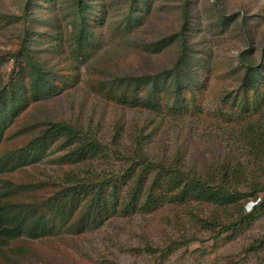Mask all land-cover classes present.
I'll return each mask as SVG.
<instances>
[{
    "label": "trees",
    "instance_id": "trees-1",
    "mask_svg": "<svg viewBox=\"0 0 264 264\" xmlns=\"http://www.w3.org/2000/svg\"><path fill=\"white\" fill-rule=\"evenodd\" d=\"M72 1V31L62 30L66 39L61 29L57 32L39 31L32 25H25L23 36L18 38V49L12 58L17 66L22 67L20 75L0 89V175L19 173L23 168L35 165L54 146L64 153V164L75 168L65 174L61 192L39 204L16 203L8 196L23 193L21 185L9 181L14 188L8 185L0 188V252L23 235L44 238L52 234L59 220L68 221L66 214L69 210L76 216L70 224L74 235L98 229L110 218L146 217L164 207H189L192 204L205 205L213 210L209 217L196 216L203 228H220L221 234L241 230L249 220L241 202H247L248 197H254L256 201L257 195L264 193V183L257 180V172L264 170V44L258 45L259 63L250 61L257 52L254 35L257 25L254 21H263L264 9L253 13L243 8L241 18L240 13L228 15L222 8L225 0H216L213 5L215 27L231 31L238 29L246 49L225 61L228 69L220 77L221 85L215 94L220 102L212 111V117L227 126L241 124L243 139L247 142L244 153L249 158L233 164H220L207 174L186 171L181 167V160L177 159L180 156L155 160L146 152L152 138L150 133L144 132L145 127L133 125L128 128L118 123L114 126L112 139L115 150L111 151L117 158H122L121 161H129L128 167L120 175L112 173L107 176L95 168V162L106 160L110 147L103 144V136L98 127L93 126V121L83 123L79 117L28 125L18 122L30 100L48 99L65 86L75 84L80 76L79 65L90 58L91 48L98 49L102 43H98L95 30L103 26L104 14L93 16L88 0ZM175 1L181 3V30L157 40L144 41L138 46L149 57L176 51V58L170 66L154 75L118 74L90 84L93 93L111 98L125 109L153 115L160 120L155 123L156 130L178 120H181L179 123L204 121L209 112L205 95L208 85L198 78L206 71L213 73L214 69L210 60L196 56L204 44L199 45L196 27L189 20L194 2ZM141 2L144 7H150L147 0H133L131 14L124 19L126 27L119 32L133 35L135 28L132 24H139L133 14L139 12L137 7L141 9ZM26 4L30 8L32 0ZM39 42L50 43L51 55L62 53L65 56L64 44L72 46L70 55L60 59L65 65H58L66 73H60L58 77L46 62L50 63V56L43 55L46 60L41 59L42 55L35 47ZM213 81L218 79L213 78ZM227 81L233 82L235 91L229 90L231 85L225 88L223 84ZM125 138L130 144L127 153L123 154L119 147ZM247 186L252 189L249 195L238 189ZM263 199L258 200L253 210L262 205ZM233 211L238 212L234 219ZM156 250L147 245L146 252Z\"/></svg>",
    "mask_w": 264,
    "mask_h": 264
},
{
    "label": "rangeland",
    "instance_id": "rangeland-1",
    "mask_svg": "<svg viewBox=\"0 0 264 264\" xmlns=\"http://www.w3.org/2000/svg\"><path fill=\"white\" fill-rule=\"evenodd\" d=\"M28 1L0 0V89L20 75L22 67L17 66L12 55L18 49L17 41L23 36L25 25H32L39 31H72V0H32V5L27 8ZM147 1L150 7H144L142 2L141 9L136 6L139 12L133 15L139 24H132L135 29L133 35H129L119 31L126 27L124 19L131 14L133 0H88L94 11L93 16L104 14L103 26L95 30L98 43L102 41L101 45L98 49H90L92 53H89L90 58L86 62L77 64L80 76L75 84L65 86L64 90L48 99L30 100L18 122L28 125L79 117L83 123L93 121V126H97L103 136V144L110 147L107 149V159L95 162V168L98 167L107 176L112 173L120 175L128 167L129 161H121L122 158H117L111 151L114 126L118 123L128 128L133 125L145 127L144 132L150 133L152 138L145 148L146 152L155 160L166 157L171 160L180 156L177 159L181 160V167L186 171L196 170L207 174L220 164H233L240 159L246 161L249 158L244 153L247 142L243 139L244 128L241 124L227 126L212 117V111L219 107V96L215 94L221 85L220 77L228 69L224 63L246 49L238 29L231 31L215 27L217 22L213 5L217 3L216 0H193L189 18L196 27L199 45L204 44L196 56L210 60L214 69L213 73L206 71L198 78L208 85L205 95L209 112L204 121H197L196 124L192 121L179 123L181 120H178L156 130L155 123H160V120L153 115L125 109L113 99L101 97L90 89V84L113 75L158 74L174 62L176 51L169 50L167 54L149 57L138 46L144 41L157 40L181 30V3L175 0ZM222 8L228 15L235 13L237 16L240 13L241 17L243 8L253 13L259 9L262 11L264 0H225ZM254 24L257 25L254 29L257 52L250 61L259 63L258 45L264 44V19L255 20ZM62 33L66 39V34ZM70 46L64 44L66 57L70 55ZM35 47L41 53L42 60H46L43 55L50 56V63L48 60L46 62L57 76L66 73L63 67L58 68L59 64L65 65L60 60L61 57L66 58L64 54L51 55L52 47L48 42H39ZM69 60L72 61L70 57ZM213 78L219 82H214ZM232 84V81H227L223 85L225 88L231 85L229 90L235 91ZM187 94L189 96L190 92ZM224 110L228 109L224 107ZM129 144L127 138L123 139L119 147L123 154L127 153ZM63 156L64 153L54 146L35 165L25 167L19 173L14 171L0 175V188L3 185L14 188L9 181L21 185L23 193L8 194L16 203L39 204L54 197L63 188L65 174L75 168L65 165ZM258 179L264 183V170L257 172ZM238 189L248 195L252 191L248 186ZM263 197V192L257 195L256 201L254 197H246L247 202L243 200L241 205L244 204L243 211L249 215V220L241 230L222 234L220 228L200 226L196 216L209 217L213 211L205 205L164 207L146 217L110 218L100 228L80 235L71 233L70 224L76 216L69 210V215L66 214L68 221L59 220L52 234L44 238H33L26 234L3 247L0 264H264V199L262 205L253 210ZM233 213L234 219L238 212ZM148 244L156 248V252H146Z\"/></svg>",
    "mask_w": 264,
    "mask_h": 264
}]
</instances>
